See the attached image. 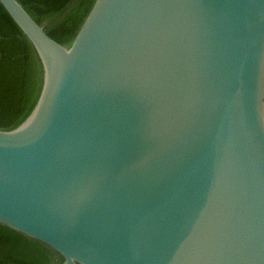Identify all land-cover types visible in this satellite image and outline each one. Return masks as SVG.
Masks as SVG:
<instances>
[{
    "label": "water",
    "instance_id": "1",
    "mask_svg": "<svg viewBox=\"0 0 264 264\" xmlns=\"http://www.w3.org/2000/svg\"><path fill=\"white\" fill-rule=\"evenodd\" d=\"M0 129V225L59 264H264V0H94Z\"/></svg>",
    "mask_w": 264,
    "mask_h": 264
},
{
    "label": "trees",
    "instance_id": "2",
    "mask_svg": "<svg viewBox=\"0 0 264 264\" xmlns=\"http://www.w3.org/2000/svg\"><path fill=\"white\" fill-rule=\"evenodd\" d=\"M46 33L70 46L94 0H17ZM42 66L28 39L0 4V129L19 126L35 107ZM41 244L0 225V264H59Z\"/></svg>",
    "mask_w": 264,
    "mask_h": 264
}]
</instances>
